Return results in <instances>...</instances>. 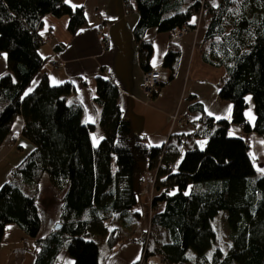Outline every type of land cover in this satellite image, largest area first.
<instances>
[{"label":"trees","instance_id":"1","mask_svg":"<svg viewBox=\"0 0 264 264\" xmlns=\"http://www.w3.org/2000/svg\"><path fill=\"white\" fill-rule=\"evenodd\" d=\"M123 1L126 14L138 15L133 35L145 72L152 69L148 29L170 33L188 26L190 32L196 29L193 19L204 21L201 57L208 66L226 71L218 96L231 103V120L209 118V130L189 137L184 149L179 141L188 131L171 134L160 147L151 146L121 110L117 86L103 79L93 98L97 123H84L80 103L66 102L75 92L72 83L52 85L44 75L33 86L49 62L39 52L45 44L40 33L43 19L68 17L67 30L74 35L88 25L84 9L66 0H0V52L7 60V71L0 76V147L19 116L22 136L33 146L0 186V242L10 224L37 238L39 182L47 174L62 195L59 227L35 240L34 264H54L63 250L73 264H101L99 247L88 238L106 236L108 252L125 240L119 228L109 230L104 223L111 219L130 227L140 219L136 206L141 184L155 169L150 225L161 237L147 232L145 259L157 256L166 264H264V175L255 170L247 140L229 138L231 124L264 138V0ZM179 57V47L171 43L162 64L170 71L169 80ZM162 86L160 82L150 99ZM248 96L253 124L245 117ZM220 213L226 252L213 223Z\"/></svg>","mask_w":264,"mask_h":264},{"label":"crops","instance_id":"2","mask_svg":"<svg viewBox=\"0 0 264 264\" xmlns=\"http://www.w3.org/2000/svg\"><path fill=\"white\" fill-rule=\"evenodd\" d=\"M66 2L72 7L84 9L88 25L70 35L67 30L68 17L45 16L40 33L43 36L49 35L52 42L45 44L39 52L42 57H49V66H44L33 86L44 75L52 85L66 81L72 83L75 92L66 97V102L77 100L80 103L84 123H97L99 110L94 105L93 98L96 96L99 80L103 79H111L117 86L121 110L132 120L134 130L146 136L151 146L160 147L168 141L171 134L187 131V128L171 125L170 117L177 109L189 112L193 119L203 113L213 121L231 120V103L218 96V85L226 71L223 67L208 66L201 57L206 25L200 17L191 22L198 31L192 30L179 38H172L167 32L158 33L155 29L145 32V38L152 41L151 67L160 68V82L164 84L157 95L149 99L143 91L145 71L140 66L133 35L138 15L126 14L123 0ZM95 13L98 15L94 16ZM171 43L179 47L180 57L174 77L169 80L170 71L163 68L162 64ZM57 46H60V50L55 51ZM54 59L58 64L55 68L50 62ZM6 71V55L0 52V76ZM190 96H194L195 100L189 99ZM196 103L201 105L195 108ZM191 109L194 111L191 112ZM246 119L253 124L254 115L251 118L247 116ZM22 131L23 119L19 116L13 124L9 139L0 147V186L9 180L11 171L33 148L24 141ZM229 138L247 140L255 170L257 174L264 175V138L255 133L246 134L235 124L229 127ZM198 145L203 149L205 143ZM151 174L148 172L146 178L151 180ZM141 188L139 196L142 194L147 199L146 192L141 191ZM36 204L40 217L37 238L31 239L16 225H8L0 242V264H34L35 240L45 239L59 224L62 195L57 193L47 174L39 182ZM50 204L54 206L48 210ZM113 227L121 230L125 240L119 242L111 252H108L105 245L106 236L91 235L88 238L98 245L100 251L104 249L103 264L136 263L143 255L145 238V231H140V222L135 220L130 227H122L115 221ZM54 264H73V260L63 250Z\"/></svg>","mask_w":264,"mask_h":264},{"label":"built area","instance_id":"3","mask_svg":"<svg viewBox=\"0 0 264 264\" xmlns=\"http://www.w3.org/2000/svg\"><path fill=\"white\" fill-rule=\"evenodd\" d=\"M98 14L95 13L94 16H97ZM189 31L188 26H184L182 28H173L170 31V36L172 38H179L186 34V32ZM46 36V40L50 41ZM51 65L53 68L57 66V61H52ZM161 80V70L159 67H154L150 71L144 72L143 75V91L146 94L149 99L151 98L153 92L157 89L158 84ZM209 117L207 115H202L199 117V119H193V116L189 112H180V110H176L170 117L171 125L172 127H179V128H187L188 133L183 134L180 137L179 141V147L181 149L185 148L186 140L189 137H192L193 134L200 132L203 130V128H207L209 130L210 123L208 122ZM167 143V142H166ZM171 169L174 170L176 168V162L171 163L170 165ZM113 220L109 219L104 223V226L109 227ZM137 264H166L164 263L161 258L157 256H150L146 259L144 258V254L139 259ZM174 264H180V263H174ZM183 264H190V263H183Z\"/></svg>","mask_w":264,"mask_h":264},{"label":"rangeland","instance_id":"4","mask_svg":"<svg viewBox=\"0 0 264 264\" xmlns=\"http://www.w3.org/2000/svg\"><path fill=\"white\" fill-rule=\"evenodd\" d=\"M197 30V27L195 29V31ZM198 31V30H197ZM189 31L186 32V34L188 33ZM197 33V32H196ZM185 34V35H186ZM49 36V35H48ZM50 41L46 40V36L43 38L45 44L47 43H51L52 42V38L49 36L47 37ZM196 39V38H195ZM196 42V40H195ZM44 44V45H45ZM49 64H46L45 67H48ZM58 67V64L57 66ZM247 109L245 111V117L247 118V116L249 118H251L252 115H254V110H253V102H252V98L250 96L247 97ZM251 120V119H250ZM26 143H28L29 145H31L26 139L24 140ZM204 144L205 141L204 140H201L199 142V144ZM31 152V151H30ZM29 152V153H30ZM141 167L146 170V167H147V163L146 162H143L141 163ZM147 172V171H146ZM152 174H151V177L154 178V175L156 174V170H152L150 171ZM10 179V178H9ZM152 179V178H151ZM141 191L143 192H146V195H147V199L145 198L144 195H140L139 198H138V204L136 206V210L140 212L141 214V217L140 219L138 220V222H140V231H145L144 233L149 234V232L151 231L152 233L155 232L154 229L151 228V225H150V219L152 217V213H153V210H152V205H151V201H152V198L155 194L154 192V186H153V181L152 180H149V179H146V181L141 184ZM54 204H50L49 207H48V210H51V207H53ZM49 212V211H48ZM223 215L224 213H220L219 216H217V218L214 219L213 223L215 225V227L217 228V231H218V238H219V241H220V246L222 247V249L226 252L228 250V240H227V232L226 230L223 228V224H222V219H223ZM112 224L109 226L111 228H108L109 230L114 228L113 225L115 223V221L111 222ZM117 226V224H116ZM115 226V227H116ZM136 228V226L134 227ZM138 229H139V225H138ZM134 231H136V229H134ZM137 233V232H136ZM157 234V236L161 237V234L156 231L155 232ZM147 234V238H144L145 242H147V239L149 237V235ZM159 237V238H160ZM226 240H227V243H226ZM103 252H104V249L102 251H100V260H101V264H103ZM160 258V257H159Z\"/></svg>","mask_w":264,"mask_h":264},{"label":"water","instance_id":"5","mask_svg":"<svg viewBox=\"0 0 264 264\" xmlns=\"http://www.w3.org/2000/svg\"><path fill=\"white\" fill-rule=\"evenodd\" d=\"M59 227V224L55 226V229H57Z\"/></svg>","mask_w":264,"mask_h":264},{"label":"snow or ice","instance_id":"6","mask_svg":"<svg viewBox=\"0 0 264 264\" xmlns=\"http://www.w3.org/2000/svg\"><path fill=\"white\" fill-rule=\"evenodd\" d=\"M27 94V93H26Z\"/></svg>","mask_w":264,"mask_h":264}]
</instances>
